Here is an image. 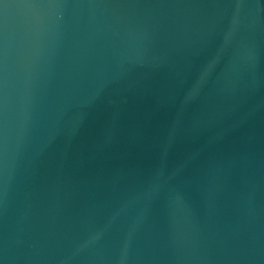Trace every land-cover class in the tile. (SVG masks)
Segmentation results:
<instances>
[{"label": "water", "instance_id": "obj_1", "mask_svg": "<svg viewBox=\"0 0 264 264\" xmlns=\"http://www.w3.org/2000/svg\"><path fill=\"white\" fill-rule=\"evenodd\" d=\"M0 264H264V0H0Z\"/></svg>", "mask_w": 264, "mask_h": 264}]
</instances>
